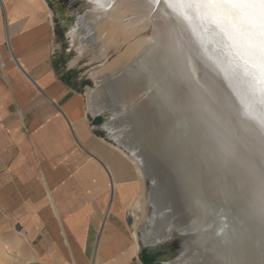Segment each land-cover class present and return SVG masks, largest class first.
Wrapping results in <instances>:
<instances>
[{"label": "bare ground", "instance_id": "bare-ground-1", "mask_svg": "<svg viewBox=\"0 0 264 264\" xmlns=\"http://www.w3.org/2000/svg\"><path fill=\"white\" fill-rule=\"evenodd\" d=\"M77 8L81 12L71 32L70 50L74 54L68 64L75 66L83 57L93 64L89 75L96 85L86 87L87 108L93 115L109 111L116 117L104 123V127L118 142V151L122 156L130 159L142 181L149 179L152 183L151 190L144 193L143 201L137 198L134 202L140 212L144 204H150L154 209L151 217H145L147 224L139 228V234L134 225L130 236L135 244L141 242L144 246L153 247L176 239L179 249L167 256L163 264H264V180L261 177L264 175V165L254 167L264 159V154L252 152L256 154L250 162L240 164L237 161V151L245 142L238 129V121L244 112L236 108L241 101V93L233 90L212 71L207 75L209 81L203 75L202 54L199 56V52L203 51H200L203 42L200 44L197 40L201 32L196 28L201 15L186 11L179 0H77ZM108 49L116 52L112 58ZM216 52L219 53L218 50ZM176 61H179L180 69L193 70L194 80L188 84V89L193 88L192 91L188 90L189 93L186 89L184 95L177 91L180 96L175 97L179 96L176 98L179 102L173 108L171 105L175 98L167 83V69ZM156 76L157 79H154ZM201 85L205 87V95L197 92ZM140 91L146 96L145 102L128 105L125 94ZM118 114H123L120 116L122 118L118 119ZM142 116H148V119L144 120ZM151 116L155 123H163L162 127L165 128L159 142L164 147L160 150L170 169L179 178L175 183L179 180L182 184L179 186L184 187V190L180 187L181 190L192 200L191 206H188V224L184 227L182 220H172L170 209L166 210L167 207L157 200L155 193L159 188L155 175L141 151L145 145H141L143 149L140 150L142 147L135 145L132 139L130 141L125 132V127L137 125L149 143L151 136L147 128L152 125L149 120ZM184 116L189 122L186 123ZM223 119L228 121L229 131L220 128ZM261 120L259 125L264 133V117ZM142 124L146 125L145 130ZM159 131L162 133L161 129ZM253 167L258 174L253 172ZM218 177L231 181V189L226 187L227 191L223 192L222 184H219L220 190L216 189L213 178ZM141 192L143 194L144 188ZM234 198L239 201V207H235L241 208L234 211L236 214L240 212L238 216L241 220L232 213ZM248 219L251 228L263 238L260 236L257 240L256 236L253 238L250 235Z\"/></svg>", "mask_w": 264, "mask_h": 264}, {"label": "crops", "instance_id": "crops-1", "mask_svg": "<svg viewBox=\"0 0 264 264\" xmlns=\"http://www.w3.org/2000/svg\"><path fill=\"white\" fill-rule=\"evenodd\" d=\"M48 2L0 0V264H159L130 236L135 185Z\"/></svg>", "mask_w": 264, "mask_h": 264}, {"label": "rangeland", "instance_id": "rangeland-1", "mask_svg": "<svg viewBox=\"0 0 264 264\" xmlns=\"http://www.w3.org/2000/svg\"><path fill=\"white\" fill-rule=\"evenodd\" d=\"M48 1H49L48 2L49 6L52 9L53 14H54V21H55V27H56V32H57V36H58L59 47H60V49H63V52H65L67 50H70V47L72 46L71 32L76 27L77 19H76L75 15L68 12V8H69L68 6L70 5L68 1H65V0H48ZM179 1L181 2L182 6L186 9V11H188L190 13H192V11H193L197 14H200L202 17L201 19H199L200 21L198 20L199 22L198 21L196 22V28H197V31L199 33L201 32L200 34L198 33L200 36L198 35L197 40L199 39L198 41L200 44L203 42L201 44V46L203 48H200V51L203 50L204 53H202L203 51L199 52V56H201V54H202V56L200 57V62L203 65V66L201 65V69H202V71H204L203 75L207 76L208 74L216 73L220 77H222L221 79L224 80L223 82H226V84L228 86L232 87L233 90H237V92L241 93V94L238 93L241 95V96L239 95L240 96L239 100H241V101L238 102V105L236 108L237 109L241 108L240 110L244 112V116H242L238 121V129H239L240 133L243 135V141H245V142H244V144H242V146L239 147L237 154H236V158L240 164L250 162V160L252 159L251 157H253L256 153H257V155L264 154V136L262 135L264 133L261 131V129H260L261 127L259 125L260 122L262 121L261 118L264 117V0H184V2H183V0H179ZM155 3H157V2H155ZM238 5H240V6H238ZM145 16H143L141 18H144ZM201 26H202V28H201ZM203 35H204V37H203ZM200 39H202V40H200ZM209 39L212 42H210V41L208 42ZM206 40H207V42H206ZM112 50L113 49H110V50L108 49L109 55L111 56V58L116 53L114 50L113 51ZM216 50H218L219 53L216 52ZM68 53H69L68 59H70L73 56L74 52L70 50V51H68ZM209 53H210V55H209ZM217 55L219 57H221V55H222V57H225V58H222V57H221L222 59L218 58ZM214 57H216V58H214ZM208 58H210V59H208ZM202 60L204 61V64H203ZM219 60L220 61L223 60V61L220 62ZM178 62L179 61H176L175 63H171L169 66L170 70L167 69L168 74H169V77L167 79V83L169 84L170 89L174 93L173 97L175 99L179 98V96H180L179 94L184 95V93H183L184 89H186L188 93H189L188 90L192 91L193 88L191 87V89H188L189 88L188 86L190 84H192V82L194 80L193 70H190L187 68L180 69ZM206 62H208V63H206ZM205 65H206V67H204ZM220 65H223V66H220ZM92 66H93V64H91L86 57L81 58V60H79L78 64L74 66L76 72L78 74L83 75V78H84L83 87L85 89L87 86L94 87L96 85L95 80L93 78H91L89 75V69ZM230 66L231 67L233 66L232 67L233 69ZM172 68H174V69H172ZM203 68H205V69H203ZM217 69H219V71ZM222 70L224 72H222ZM227 74H229V75L227 76ZM230 76H232V77H230ZM154 79H157V76ZM207 79L209 81L208 76H207ZM179 90H180V92H178L179 93L178 94L177 91H179ZM181 90H182V92H181ZM240 90H242V91H240ZM198 91H200V93ZM245 91H247V93L249 95V97H247L248 99L246 98L247 93ZM84 92H85V90H84ZM197 92L200 95H205V87H203L201 85L200 87L197 88ZM242 92H243V94H242ZM127 93L125 94L126 95L125 97H126V99L128 98L127 101H128V105H130V106L138 105L140 103L143 104L146 100V96L143 94L142 91H140V93L136 92L137 95L135 93H132L133 95L130 94V92H127ZM139 94H142V95H139ZM175 95H179V96L175 97ZM85 96H86V93H85ZM138 96H139V99L137 100ZM175 99L173 101L174 104L170 103V104H172L171 106L173 108H174V105L175 106L177 105L176 102L177 103L179 102V100H177V99L175 100ZM129 100H130V104H129ZM253 101H254V103H253ZM243 102H245V104ZM223 103L226 104V101H223ZM246 105H248V106H246ZM99 114L101 115L100 117L104 123L110 121V119L112 117L113 118L115 117L109 111L105 112V113L102 112ZM122 115L123 114H121V115L118 114V119L122 118V117H120ZM146 117H148V116H146ZM146 117L142 116V118L144 120L148 119ZM184 118H185L186 123L189 122L187 117L184 116ZM149 120L152 122V125L149 126V129L147 128V130L151 136V138H149V141H150L149 143H147L148 138H146V140H145V137H143L142 134L140 133L141 130L138 129L140 127L137 125L131 124V125L125 127V130H126L125 132H126V134H128L130 141L132 139V141H135L134 142L135 145H137V146L140 145L139 148L142 147L141 145H145V146H143L144 149L142 147V148H140V150L143 149L141 151H142V153L144 152L143 154H145V156L147 157L148 162L150 163V170H151L152 174L155 175L154 177H155L156 185H157V188H159V189L156 188L157 189L156 192L160 193V195L162 194L160 196L158 193H155V195H157L156 197H157L158 202L161 205L164 204V206L167 207L166 210L170 209L169 211H171L172 216L175 215L174 217H172L170 215V218L172 220H175V221H176V219H177V221L182 220L183 227L187 226V224H188L187 218H189V212H188L189 207L188 206H191L190 205L191 204V202H190L191 198H189L184 193V191H183L184 187L179 186V185H182L179 180L177 181V183H175L176 180L179 178L176 177L177 175L175 174V172H173L170 169L168 163L164 160L162 150H160L164 147L159 143V142H161L163 135H164L162 131H164V133H165V128L163 129V127H162L163 123L160 125L155 123L153 116H151V118ZM227 122L228 121L226 119L221 120V123H220L221 127L220 128H222V129L226 128V130L229 131L228 130L229 126H227L228 125ZM193 126H195V125L193 124ZM141 127H143L145 130L146 125L142 124ZM160 129H161L162 133H160V131H159ZM131 134H132V136H131ZM136 134H137V136H136ZM133 135L135 138L133 137ZM111 141H113L115 143V145H117L115 140L111 139ZM140 141H141V144L139 143ZM136 142H138V143L136 144ZM142 143H145V144H142ZM148 144H150V145H148ZM146 146L147 147L149 146V147L147 148ZM146 148L148 149V151H146L147 150ZM149 148H151V150H149ZM153 149L155 151H152ZM122 150L127 153L126 150H124V149H122ZM203 150L205 151V146H203ZM206 152H207V148H206ZM252 152H256V153L253 155ZM118 156H120L124 160L123 163H124V165H126V168L129 169L130 177L132 178L130 181L135 185L134 189H133V194H131L132 198H130L128 202H125L123 204V206L125 208L126 219L128 221V225H129L128 229H129V231H132L134 228V225L136 224L135 225L136 231L139 234L140 233L139 228L142 227L143 225L147 224L146 218L151 217L153 215L154 209L150 204H144L143 211L140 212L139 209L136 208L137 206L135 207L134 205L132 206L131 204H132L133 200L137 197H139L138 198L139 201H143L144 193L149 192V189L151 190V186H152L151 184L152 183L149 179L144 180L145 181L143 184L144 185V192L142 195L139 196V194H140V192H139L140 178L138 177L137 173L135 172L133 164L131 163L129 158L122 156L120 153H118ZM153 162H154V164H153ZM261 164L264 165V159L261 160V162H258L257 165L255 164L254 167H258ZM254 167H253V172H255V174H258V173H256ZM171 172H173L174 174ZM261 177L264 180V175ZM213 179H214L213 181L215 183L216 189L220 190L221 185H219V184H222L221 189L223 188L225 190V191L222 190L223 192L227 191V189H225L226 187L228 189L229 188L231 189V185H232L231 181L228 182L227 180H224V179H221L218 177L217 179H219L221 181V183H220V181L217 180L216 178H213ZM128 182L129 181H127V180L124 181V183H128ZM223 182H224V186H223ZM159 183H161V184H159ZM160 187H162V188H160ZM180 187L183 188V190H181ZM234 188H235V186H234ZM181 195H183V196H181ZM184 197L187 199L184 200L185 199ZM234 199H235V202H234V204L232 203V213H234V216H235V214H236L235 211H238L241 208L237 209V207H235V205L238 206L239 201L236 200V198H234ZM185 201H186V204H185ZM169 211H168V213H169ZM177 212H178V214H176ZM186 213H188V214H186ZM238 214H240V212H237L236 216H238ZM239 217H240V215L237 218H239ZM247 218H249L251 220V218L249 216ZM249 219L247 220L249 222L248 226H250L248 228L249 233H250V235H252L253 238H254V236H256L255 238L258 240V238L261 235L257 231H255L253 228H251V225H249L250 224ZM239 220H241V219L239 218ZM250 228L253 230H251ZM261 238H263V237L261 236ZM139 245L142 246L141 242H139ZM153 248H155V250L152 252L156 257H158L160 259L159 264H161V262H163V260L167 256L173 254L176 250H178L179 246L175 243L167 242V243H161L159 246L155 245V246H153ZM148 250L149 249L147 247H142V252H147Z\"/></svg>", "mask_w": 264, "mask_h": 264}, {"label": "water", "instance_id": "water-1", "mask_svg": "<svg viewBox=\"0 0 264 264\" xmlns=\"http://www.w3.org/2000/svg\"><path fill=\"white\" fill-rule=\"evenodd\" d=\"M65 1H68L69 4H70V5L68 6V7H69V8H68V12H69V13H72L73 15H75V16H76V19H77V18H78L77 15H79V13L81 12L80 9L77 8V0H65ZM107 133H108L109 137H110L111 139H113L108 131H107ZM113 140H114V139H113ZM115 142L118 144L117 141H115ZM169 243H175V244L178 245L176 239L173 240V241H171V242H169ZM142 246H143V247H147V248H148L149 250H151V251H154V250H155V248H153V247L144 246L143 244H142ZM178 246H179V245H178ZM161 264H163V262H161Z\"/></svg>", "mask_w": 264, "mask_h": 264}]
</instances>
